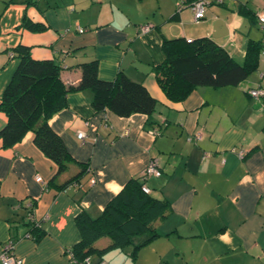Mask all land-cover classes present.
Listing matches in <instances>:
<instances>
[{"label": "crops", "instance_id": "0c3cea01", "mask_svg": "<svg viewBox=\"0 0 264 264\" xmlns=\"http://www.w3.org/2000/svg\"><path fill=\"white\" fill-rule=\"evenodd\" d=\"M209 1L195 23L190 6L176 11L177 0H0V101L18 66L12 51L22 45L34 60H57L65 84H76L79 65L95 59L100 79L122 72L158 103L150 118L120 117L108 109L95 112L88 91L68 94L67 106L48 121L74 161L57 176L31 132L12 148L0 141V253L13 240L12 255L23 264H73L76 215L98 216L154 161L161 174L142 182L169 204L158 236L134 259L111 251L102 259L91 256V264H264V95H250L264 92V58L259 54L257 69L242 84L199 86L176 103L153 73L167 39L207 37L239 63L249 40L264 45L255 19L264 13V0ZM24 19L44 30L29 31ZM143 25L151 29L141 33ZM5 123L0 111V130ZM77 174L61 189L50 186L52 179L61 186ZM24 206L32 207L44 231L38 240L25 237Z\"/></svg>", "mask_w": 264, "mask_h": 264}, {"label": "trees", "instance_id": "16d2710c", "mask_svg": "<svg viewBox=\"0 0 264 264\" xmlns=\"http://www.w3.org/2000/svg\"><path fill=\"white\" fill-rule=\"evenodd\" d=\"M191 1L181 0L183 4L176 7V11ZM22 24L32 32L44 30L42 25L25 19ZM262 48V42L249 40L244 60L239 63L207 37L190 41L167 39L162 43L164 60L153 67V73L168 101L181 102L199 86L239 85L257 69ZM12 56L18 60V66L0 101V111L6 117L0 130L1 147L12 148L31 132L35 146L55 163L56 176L74 164L64 142L48 123L67 106L68 94L88 91L95 112L108 109L120 117L143 114L150 118L157 111L158 103L144 85L132 81L124 73H118L111 81L100 79L95 59L79 65L81 75L76 84H65L61 79L62 66L57 60H34L30 49L22 45L13 49ZM152 125V121H148V126ZM78 178L79 174L61 186H56L52 179L50 186L61 189ZM144 179L143 174L130 179L95 218L83 211L76 215L80 238L69 250L73 264H83L93 255L102 259L111 251L129 254L134 259L141 246L158 236V225L169 211V204L144 193ZM22 209L28 211L25 235L40 239L44 231L35 221L29 220L33 209L26 206ZM102 239L103 247H96Z\"/></svg>", "mask_w": 264, "mask_h": 264}, {"label": "built area", "instance_id": "2783aa9c", "mask_svg": "<svg viewBox=\"0 0 264 264\" xmlns=\"http://www.w3.org/2000/svg\"><path fill=\"white\" fill-rule=\"evenodd\" d=\"M222 1L223 0H215V2H222ZM209 2H210L209 0H193L189 3L188 6H190L192 9L193 21L195 23H198L201 19L204 18L205 10H206V7L209 4ZM182 4H183V2H181V0H179V1L177 0L176 7H180ZM255 19H256V22H257V25L259 26V28L264 30V13L257 12ZM150 29H151V26L143 25L140 27V32L146 33ZM80 31H82V30H80ZM187 41H190V40H187ZM260 57L264 58V48H262V50L260 51ZM250 95L255 97L256 99H259L260 97H262V95H264V92H262L260 89L250 90ZM154 133H156V132L154 131ZM83 137H84V134L82 132L78 133V138L82 139ZM142 174H143V177L146 178L147 176H150V175L159 176L161 174V172L158 169L156 162L150 161ZM35 180L37 182H40L41 178L39 176H36ZM142 191L146 194H149V192H150V190L145 185L142 187ZM29 220H33L32 214H30V213H29ZM25 237L29 238L28 235H25ZM14 244H15V242L13 240H8L2 246L1 253H0L1 264H23V261L21 259L16 258L14 255H12V250L14 248ZM70 256H71V260H72V255L70 254ZM72 262H73V260H72ZM83 264H90V259L86 258L83 261ZM97 264H109V263H107L105 261H100Z\"/></svg>", "mask_w": 264, "mask_h": 264}, {"label": "rangeland", "instance_id": "374dc122", "mask_svg": "<svg viewBox=\"0 0 264 264\" xmlns=\"http://www.w3.org/2000/svg\"><path fill=\"white\" fill-rule=\"evenodd\" d=\"M251 31L254 33L253 35L257 36L258 38H260L261 33L258 31V29L256 27L251 28ZM246 34V32H245ZM258 34V35H257ZM242 84V83H241Z\"/></svg>", "mask_w": 264, "mask_h": 264}]
</instances>
